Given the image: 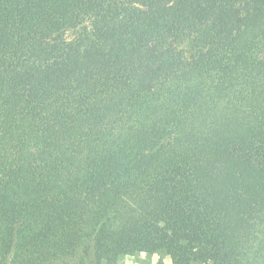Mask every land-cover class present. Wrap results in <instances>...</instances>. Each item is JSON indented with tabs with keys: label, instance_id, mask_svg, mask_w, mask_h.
I'll return each mask as SVG.
<instances>
[{
	"label": "trees",
	"instance_id": "16d2710c",
	"mask_svg": "<svg viewBox=\"0 0 264 264\" xmlns=\"http://www.w3.org/2000/svg\"><path fill=\"white\" fill-rule=\"evenodd\" d=\"M264 264V0H0V264Z\"/></svg>",
	"mask_w": 264,
	"mask_h": 264
},
{
	"label": "rangeland",
	"instance_id": "374dc122",
	"mask_svg": "<svg viewBox=\"0 0 264 264\" xmlns=\"http://www.w3.org/2000/svg\"><path fill=\"white\" fill-rule=\"evenodd\" d=\"M159 257H160L159 254L146 255L144 253H140V254H135L133 256H124L120 258L117 264H156ZM164 260L170 262L167 256L163 257V263Z\"/></svg>",
	"mask_w": 264,
	"mask_h": 264
},
{
	"label": "crops",
	"instance_id": "0c3cea01",
	"mask_svg": "<svg viewBox=\"0 0 264 264\" xmlns=\"http://www.w3.org/2000/svg\"><path fill=\"white\" fill-rule=\"evenodd\" d=\"M164 263H165V264H170V262H167V260H164Z\"/></svg>",
	"mask_w": 264,
	"mask_h": 264
}]
</instances>
